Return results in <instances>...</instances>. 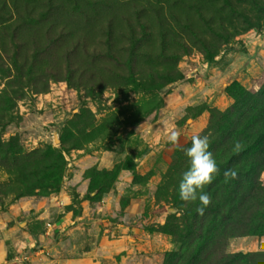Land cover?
Instances as JSON below:
<instances>
[{
    "label": "rangeland",
    "instance_id": "374dc122",
    "mask_svg": "<svg viewBox=\"0 0 264 264\" xmlns=\"http://www.w3.org/2000/svg\"><path fill=\"white\" fill-rule=\"evenodd\" d=\"M263 135L264 0H0V264H215Z\"/></svg>",
    "mask_w": 264,
    "mask_h": 264
},
{
    "label": "trees",
    "instance_id": "16d2710c",
    "mask_svg": "<svg viewBox=\"0 0 264 264\" xmlns=\"http://www.w3.org/2000/svg\"><path fill=\"white\" fill-rule=\"evenodd\" d=\"M209 61L213 60V56H210ZM264 137V135L262 136ZM249 148L246 145H238L233 143L229 146V149H223L222 151L215 152V162L212 164L215 166V191L219 194V197H223L225 194L230 195L231 203H227L226 206H220L218 200L215 203V219L218 220L222 214H228L232 224L230 227L221 230H215V243L216 252L218 259L215 260V264H252L253 257L262 255L264 253H239L229 255L226 253L229 240L236 237L243 236H264V187L255 182V180H250L248 177L249 169L246 168V164L239 166L244 159L249 155ZM253 157L254 161L260 166L264 163V154L261 150L256 152ZM252 164L250 170L254 169ZM262 168V166H260ZM226 168V169H225ZM225 169V175L222 171ZM254 171V170H253ZM217 176H220V184L216 183ZM243 176H246V181L244 183ZM221 188H226V193H220ZM254 199L256 203V212L263 215V217L256 219V217L248 218L243 214V210L246 206V199ZM217 198V197H216ZM259 206V207H257ZM223 207V208H222ZM250 209V208H249ZM224 211V212H222ZM257 225V227H255ZM255 227V228H253Z\"/></svg>",
    "mask_w": 264,
    "mask_h": 264
},
{
    "label": "crops",
    "instance_id": "0c3cea01",
    "mask_svg": "<svg viewBox=\"0 0 264 264\" xmlns=\"http://www.w3.org/2000/svg\"><path fill=\"white\" fill-rule=\"evenodd\" d=\"M245 244L243 245V247L245 246H251V245H255L256 249L255 251H250V253H264V236L261 237H253V238H244L243 239ZM34 242H32V244H30V246H33ZM243 252H247L246 250Z\"/></svg>",
    "mask_w": 264,
    "mask_h": 264
}]
</instances>
